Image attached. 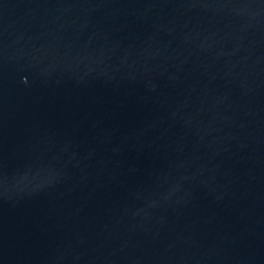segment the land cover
Instances as JSON below:
<instances>
[{
	"label": "water",
	"instance_id": "obj_1",
	"mask_svg": "<svg viewBox=\"0 0 264 264\" xmlns=\"http://www.w3.org/2000/svg\"><path fill=\"white\" fill-rule=\"evenodd\" d=\"M0 264H264V0H0Z\"/></svg>",
	"mask_w": 264,
	"mask_h": 264
}]
</instances>
